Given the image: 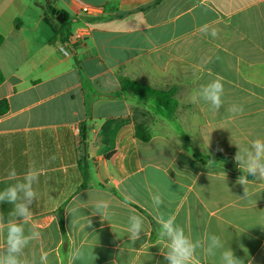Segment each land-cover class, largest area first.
<instances>
[{
  "label": "crops",
  "instance_id": "1",
  "mask_svg": "<svg viewBox=\"0 0 264 264\" xmlns=\"http://www.w3.org/2000/svg\"><path fill=\"white\" fill-rule=\"evenodd\" d=\"M77 2L91 12L80 14ZM35 3L64 12L70 36L88 30L67 57L57 51L66 42ZM205 26L218 35L202 32ZM0 37V191L30 166L44 169L31 207L43 239L29 246L30 256L38 261L46 252L48 264H73L70 252L81 247L85 257L75 264H167L151 200L159 193L160 212L175 216L193 240L215 233L245 264L248 257L264 264V188L249 184L243 198L234 159V144L264 140V0H0ZM123 76L174 91V117L150 98L124 96ZM217 76L219 112L189 99ZM232 104L243 112L232 115ZM77 197L89 206L109 200V220L81 209L91 227L83 219L70 227L66 208ZM12 209L0 204L5 222ZM133 211L144 219L136 242L126 231ZM197 257L219 264L200 249Z\"/></svg>",
  "mask_w": 264,
  "mask_h": 264
},
{
  "label": "clouds",
  "instance_id": "2",
  "mask_svg": "<svg viewBox=\"0 0 264 264\" xmlns=\"http://www.w3.org/2000/svg\"><path fill=\"white\" fill-rule=\"evenodd\" d=\"M205 34L212 37L218 35L215 28L205 26L201 29ZM206 63L207 61H203ZM224 84L223 78L217 76L207 84L202 85L199 89L190 94L189 99L192 102L203 101L210 106V110L219 112L224 105ZM228 111L232 115L243 112V106L232 104ZM238 151L234 159L242 171L236 183L244 187V197L248 196L247 185L251 184L259 188H264V140L259 138L251 141L249 146L241 148L234 144ZM44 172L42 168L30 166L24 174L23 179L10 184L0 191V204L8 203L13 205L9 219L5 222L0 216V236L3 242L0 243V264H48L47 253H41L37 261L35 254H28L29 246L33 242H39L43 239V233L37 228L32 221L31 207L36 201L38 193L34 189V184L39 182V177ZM252 176L254 179L249 180ZM17 173L13 169L9 172V179L16 180ZM125 202L131 200L130 196L124 197ZM153 208L156 212L155 220L159 225L157 233L158 239L166 243V250L161 252L167 264H200L197 257V250L200 249L208 256H219V264H245V259L237 257L233 249L229 246L228 241L215 233L209 234L204 240H193L185 234L183 227L176 223L175 216H165L160 212L164 203L161 194L156 193L151 197ZM90 208L92 216L100 215L102 221H108L112 215L110 208L111 202L106 199L97 198L91 202L82 201L79 197L73 201L72 205L66 208V212L72 217L71 226L74 227L81 219L85 221L82 227H91L92 221L89 216H85L81 209ZM128 238L132 242L140 239L144 233V219L139 215L133 214L128 217L126 229ZM145 234V233H144ZM247 256V248L241 243L239 245ZM93 254V250L90 253ZM85 252L81 247H76L70 252V258L73 264L76 261L83 260ZM248 264H252V259L248 257Z\"/></svg>",
  "mask_w": 264,
  "mask_h": 264
},
{
  "label": "trees",
  "instance_id": "3",
  "mask_svg": "<svg viewBox=\"0 0 264 264\" xmlns=\"http://www.w3.org/2000/svg\"><path fill=\"white\" fill-rule=\"evenodd\" d=\"M37 1V0H36ZM45 22L52 28L54 37H57L62 43L68 41V37L70 36V24L67 19V15L63 12L64 20L62 23L58 22H50L48 20L47 14H49L48 10L45 11ZM2 38L0 37V43ZM2 74L0 72V82L2 81ZM120 88L124 96L128 97H137L143 96L154 100L161 110L167 115V117L173 118L176 110V100L174 99V91L172 90H163L154 87H150L143 83H140L136 80H133L129 77H120ZM1 110L5 109V104L3 102L0 103ZM141 125H135V134L141 140H146L148 135H141ZM199 157L206 160H213L211 157H204L199 155Z\"/></svg>",
  "mask_w": 264,
  "mask_h": 264
},
{
  "label": "built area",
  "instance_id": "4",
  "mask_svg": "<svg viewBox=\"0 0 264 264\" xmlns=\"http://www.w3.org/2000/svg\"><path fill=\"white\" fill-rule=\"evenodd\" d=\"M77 5L80 14L85 15L86 13L91 12V10L88 8L86 4L77 2ZM87 33H88L87 29L74 31L73 34L70 36V39L66 42L65 47L59 46L57 48L60 57L62 58L67 57L69 55L68 46L72 43L81 41L86 36Z\"/></svg>",
  "mask_w": 264,
  "mask_h": 264
},
{
  "label": "water",
  "instance_id": "5",
  "mask_svg": "<svg viewBox=\"0 0 264 264\" xmlns=\"http://www.w3.org/2000/svg\"><path fill=\"white\" fill-rule=\"evenodd\" d=\"M37 6H39L42 9L48 10L49 14H48V18L50 20V22H58V23H62L64 20V15L62 12L58 11L56 8L52 7L50 4L47 5H41V4H37L35 3ZM81 152H84V146L81 145Z\"/></svg>",
  "mask_w": 264,
  "mask_h": 264
}]
</instances>
